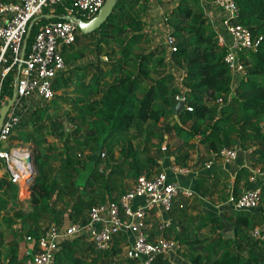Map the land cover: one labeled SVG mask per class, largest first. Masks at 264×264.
Returning <instances> with one entry per match:
<instances>
[{"label": "trees", "instance_id": "obj_1", "mask_svg": "<svg viewBox=\"0 0 264 264\" xmlns=\"http://www.w3.org/2000/svg\"><path fill=\"white\" fill-rule=\"evenodd\" d=\"M153 1L118 0L101 27L88 34L79 29L85 42L73 51L74 43L64 45L67 67L54 81V98L19 111L11 138L32 145L38 174L29 187V210L22 208L19 185L6 172L0 176V264H23L31 254L20 256V246L29 236L39 238L51 225L88 222L93 206L127 191L126 179L134 183L141 174L154 176L171 164L193 170L179 175L185 183L191 180L195 191L175 196L168 211L173 221L164 230L179 243L187 264H264V239L252 235L264 222V0H236L240 15L235 21L262 37L256 51H240L247 75L236 86L225 62L227 48L218 43L205 12L213 0H178L165 13L176 46L171 54L164 44L144 48L152 41L144 18ZM71 4L61 0L32 23L26 54L40 27L64 19ZM86 50L95 52L96 60L75 64ZM11 54L8 49L1 69L12 63ZM167 57L182 72L179 82L167 71ZM18 69L13 65L3 79V103L15 93ZM71 87L77 97H68ZM179 97L192 110L185 107L175 116ZM61 100L71 105L64 111L75 126L70 132L60 116L49 112L50 107L58 110ZM174 138L177 143H171ZM120 141L119 160L114 153ZM224 147L248 152L250 164L238 166L234 177L219 165ZM208 160L214 161L210 168L205 167ZM243 189H260L259 207L236 209L228 202ZM206 198L211 204L203 208ZM212 203H224L223 214ZM128 242L124 232L114 236L108 249L82 236L68 239L55 262L135 264L123 256ZM153 264L175 263L160 254Z\"/></svg>", "mask_w": 264, "mask_h": 264}, {"label": "built area", "instance_id": "obj_2", "mask_svg": "<svg viewBox=\"0 0 264 264\" xmlns=\"http://www.w3.org/2000/svg\"><path fill=\"white\" fill-rule=\"evenodd\" d=\"M61 0H13L0 1V107L3 103L2 83L11 67L18 64V78L15 80L14 92L16 100L10 107L0 130V164L8 174V178L17 183L27 179L32 170L30 159L33 151L23 144L4 147L3 142H9L16 124L20 120L19 111L29 107L37 101L52 100L56 94L54 81L58 74L66 69L67 63L63 57L64 45L73 44L77 40L78 23L76 16L83 20H90L97 15L106 0H71L67 7L64 19L50 21L42 25L36 33L28 54L23 59V42L34 18L43 14L46 8L59 3ZM166 3L176 4L178 0H163ZM206 7L208 9H206ZM205 12L217 33L218 43L227 48L225 62L228 65L233 79L232 85L247 75V68L240 58L241 50L256 51L262 37L253 36L251 29L235 21L240 15L236 0H213L205 5ZM82 15L81 16H79ZM167 19L165 18V21ZM167 41L170 49L168 54L176 50L174 38L169 32ZM11 50L12 63L1 69L7 62L5 54ZM170 60V57H167ZM8 99V98H7ZM183 97H179V100ZM223 97L218 98L222 103ZM192 110L191 106H186ZM264 131V118L261 120ZM220 155L223 162L237 158L238 150L224 147ZM213 160L205 162V167L210 168ZM0 167V168H1ZM175 173H185L189 168L177 164L171 165ZM180 193L188 196L193 191L170 182L166 170L154 176L141 174L127 191L117 200H108L99 203L89 211V221L86 223H67L62 227L51 225L44 229L39 238L31 236L27 239L28 249L25 253L31 256L23 264H56V253L61 249V244L79 236L93 243L98 249H108L112 245L116 234L124 232L128 235V244L124 246L126 258L134 259L135 264H153L160 254H169L179 248V243L167 237L164 230L170 225V220H163L160 225L161 233L150 238L148 229L151 226V216L158 211L168 212L171 209L175 196ZM144 199L142 204H136L138 199ZM229 203L236 209L253 210L261 203L260 189H243L236 198L231 194ZM252 235L264 239V222L252 230Z\"/></svg>", "mask_w": 264, "mask_h": 264}, {"label": "rangeland", "instance_id": "obj_3", "mask_svg": "<svg viewBox=\"0 0 264 264\" xmlns=\"http://www.w3.org/2000/svg\"><path fill=\"white\" fill-rule=\"evenodd\" d=\"M174 6H175V3L170 4V3H166V1H163V0H159V1L155 0V1L151 2V5H150L149 10L147 12V15L144 18L147 22L146 30L151 34V38H152V41L150 43H146L144 45V48H146L147 50H149L155 46H158L160 44H164L167 47V50L170 49L167 38H168V35H169V32L171 29L167 25V20L165 21V18H166L165 13L167 11L169 12L171 10V8H173ZM206 9H208V8L206 7ZM76 33H77V36H81L79 34L80 33L79 30H77ZM81 38H82L81 42L74 43V45H72V47L70 46L69 49L72 51L79 49L81 47V45L83 44V42H85V39L83 40L82 36H81ZM167 56H168V54H167ZM96 57H97V54L95 52H91L89 50H86V56L83 59H79L74 63L75 64H81V63L85 64L89 61L96 60ZM168 61L171 62L170 60H168ZM167 71L173 72L177 76L178 82L180 81L182 72H181V70H179L178 67L173 65L172 62L169 63ZM67 95L70 98H74V97H77L78 93L74 90V87H71L67 90ZM31 103L32 104L30 105V107L35 108V106H39V105L44 104L45 101H37V102H31ZM69 108H71V105L69 103L61 100L58 110H56V108H53V107H50V109H49V112L56 113L58 116H60V118L64 122L65 130L68 132L72 131V129L75 127L74 124L67 117H65V116H67V114L64 111L70 110ZM53 140L58 142V140L55 139L54 136H49V141H53ZM170 140H171V143H177L178 142L177 138L170 139ZM19 143L20 142H18L16 140H12V138H11L9 142H7V141L3 142L2 145L4 147L8 148V147H12V146H17V145H19ZM58 143L61 144L60 142H58ZM136 143H137V140H136ZM23 145L28 146L31 149L33 148L30 143H26ZM120 148H121V141L116 145V149H115V153H114L115 158H118L119 160L122 158L120 155ZM200 148L201 149L203 148L202 145H200ZM196 158L197 157H196V153H195L193 155V159L191 162H194V160H196ZM4 171H5L4 168H0V172L3 173ZM24 181L25 180H23L19 186L20 187L19 199L21 200L22 208L24 210H29L30 209V190H29L28 186L24 185V183H23ZM125 182H126L125 183L126 189L130 188L133 184V180H131V179H126ZM216 208H220V207H216ZM6 238L9 240L10 235L7 234ZM27 243H28L27 241L26 242L24 241L21 243V245H24V246H22V248H20L21 252H22V250L25 251L26 247L28 246ZM123 256H125V255H123Z\"/></svg>", "mask_w": 264, "mask_h": 264}, {"label": "crops", "instance_id": "obj_4", "mask_svg": "<svg viewBox=\"0 0 264 264\" xmlns=\"http://www.w3.org/2000/svg\"><path fill=\"white\" fill-rule=\"evenodd\" d=\"M238 150V149H237ZM241 151L238 150V158L237 159H234L232 161H229V162H220L219 165H221L222 167L226 168L227 170H229L232 174V176L234 177V175L236 174V170H237V167L240 166V165H249L250 164V160H249V156H248V152L245 151V152H242V154L240 153ZM171 165L166 167L164 170H166V172L168 173V179L170 178V182H173V183H176V184H179L180 186L184 187V188H187V189H190L192 190L193 192L195 191L194 187H193V182L191 180H189V182L185 183L182 181V177H180L179 174H189L190 172H192L193 170L189 169L188 172H185V173H175L171 170ZM2 168V167H1ZM169 169H170V172H169ZM256 171H258V169H256ZM194 172H198V171H195ZM0 176H2V172H0ZM170 175V177H169ZM232 177V179H233ZM186 179V178H183V180ZM231 179V180H232ZM186 181V180H185ZM179 199V198H178ZM205 201H202V206L203 208H206V204L209 203L211 204V201L208 200V198L206 199H203ZM144 202V199H138L136 204H142ZM217 202V201H216ZM224 204V203H223ZM222 203H217V204H213L212 205H216V207H220V208H217L219 211H217V213H222V210L221 207L223 205ZM208 209H212L210 207H208ZM213 211H215V209H212ZM151 220H150V223H151V226L149 227L148 229V233L151 237H157L160 235L161 233V230H160V225L162 223L163 220H170L171 222L173 221L170 217V215L168 214V212H163L162 210L158 211L157 214L155 216H151ZM22 246L24 245H21L20 248H22ZM26 246V245H25ZM29 246L26 247V249H28ZM25 248V247H24ZM25 249V250H26ZM21 252V251H20ZM24 255V251L22 250V252L20 253V256ZM168 257L171 259V261H173V263L175 264H187L189 263V261L183 257V255H181L178 250L176 251H171L169 254H168Z\"/></svg>", "mask_w": 264, "mask_h": 264}, {"label": "water", "instance_id": "obj_5", "mask_svg": "<svg viewBox=\"0 0 264 264\" xmlns=\"http://www.w3.org/2000/svg\"><path fill=\"white\" fill-rule=\"evenodd\" d=\"M117 1L118 0H106V2L100 8L97 15L94 16L93 18H91L90 20H83V19L78 18L76 16H72V17L66 16V18L67 19H69V18L76 19L77 23H78V28L80 29V31L84 34H88V33H91V32L95 31L96 29H98L99 27L102 26V24L112 14L114 6L116 5ZM39 16L35 17L34 21L37 20ZM48 17H51V16L48 15ZM31 28H32V23L30 24V27L28 29V32L26 33V36H25V39L23 42V52L21 54L22 59H23L24 54H25L28 39H29V36L31 33ZM18 76H17V78H18ZM15 100H16V93H14L12 97L8 98L7 102L5 104L1 105V107H0V130H1L4 119H5L8 111H9V109L14 104ZM185 107H186V105H185L184 100L180 99L178 101L177 105L174 107L175 116H177L178 113L180 112V110L184 109ZM30 161H31L33 168L31 170L30 174L28 175L27 179H25V181H24V185L28 186V188L30 187L31 183L33 182V180L35 179V177L38 174V171H37V168H36V165L34 162V158L32 157L30 159Z\"/></svg>", "mask_w": 264, "mask_h": 264}, {"label": "bare ground", "instance_id": "obj_6", "mask_svg": "<svg viewBox=\"0 0 264 264\" xmlns=\"http://www.w3.org/2000/svg\"><path fill=\"white\" fill-rule=\"evenodd\" d=\"M24 180V179H23ZM24 183V182H23Z\"/></svg>", "mask_w": 264, "mask_h": 264}]
</instances>
